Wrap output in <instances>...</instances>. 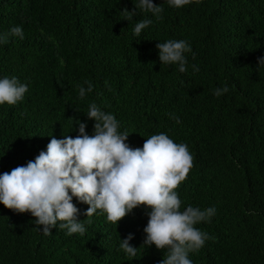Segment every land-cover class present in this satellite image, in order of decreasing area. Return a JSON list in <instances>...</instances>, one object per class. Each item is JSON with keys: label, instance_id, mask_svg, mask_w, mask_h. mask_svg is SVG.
Masks as SVG:
<instances>
[{"label": "trees", "instance_id": "trees-1", "mask_svg": "<svg viewBox=\"0 0 264 264\" xmlns=\"http://www.w3.org/2000/svg\"><path fill=\"white\" fill-rule=\"evenodd\" d=\"M138 2L0 0V33H24L0 43V78L28 86L21 102L0 105V174L34 160L52 137L75 138L77 122L93 135L87 112L95 102L133 149L159 133L188 146L194 161L177 189L181 210H217L196 225L215 239L189 253L193 264H264V0H193L179 9L151 0L163 7L161 20L140 9L127 19L121 10ZM145 18L153 23L135 36ZM169 39L191 45L184 73L159 62L156 44ZM85 80L94 87L81 99ZM72 203L82 236L58 226L45 236L30 213L0 204V264H160L165 250L142 246L151 209L137 207L116 226L101 210L85 217L88 205ZM129 234L133 258L118 250Z\"/></svg>", "mask_w": 264, "mask_h": 264}, {"label": "clouds", "instance_id": "clouds-1", "mask_svg": "<svg viewBox=\"0 0 264 264\" xmlns=\"http://www.w3.org/2000/svg\"><path fill=\"white\" fill-rule=\"evenodd\" d=\"M167 2L179 9L193 0ZM137 9L151 13L157 20L163 18V7L155 6L151 0H139L132 11L126 8L121 11L132 19ZM152 23L148 18L136 22L133 34L139 36ZM9 37L22 40V27L13 26L7 33H0V43H7ZM156 48L160 63L176 64L181 73L187 70L186 54L192 52L188 41L169 39L157 43ZM258 65H264V57L258 60ZM193 70L199 71L195 65ZM77 87L83 99L94 86L85 80ZM228 91L224 86L215 89L214 95L220 97ZM27 92L28 86L16 77L0 78V105H15ZM87 117L95 121L93 135L86 134L85 123L77 122L79 134L75 138L52 137L46 150L34 160L0 174V204L18 214L30 213L40 226L37 230L45 236L51 235L57 226L67 229L68 235L85 234V223L77 219L79 209L72 203L73 198L88 205L85 217L101 210L107 221L116 226L133 209L144 206L151 211L143 229L146 238L142 246L154 245L158 251L165 250L160 264H193L189 253L198 252L206 241L215 239L196 225L211 222L217 210L214 206L200 209L191 205L181 210L177 189L186 180L194 161L188 146L159 133L145 139L142 148L133 149L126 143L129 134L119 131V122L113 114L92 102ZM172 118L180 123L178 117ZM86 223L91 224V219ZM132 239L129 234L120 240L118 249L129 258L135 257L138 250L130 245Z\"/></svg>", "mask_w": 264, "mask_h": 264}]
</instances>
